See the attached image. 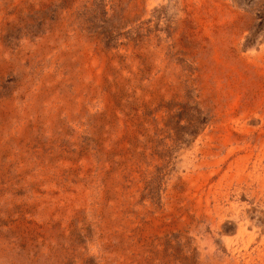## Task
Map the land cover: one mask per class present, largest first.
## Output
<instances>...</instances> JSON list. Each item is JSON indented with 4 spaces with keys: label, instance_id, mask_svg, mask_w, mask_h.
I'll return each mask as SVG.
<instances>
[{
    "label": "rangeland",
    "instance_id": "1",
    "mask_svg": "<svg viewBox=\"0 0 264 264\" xmlns=\"http://www.w3.org/2000/svg\"><path fill=\"white\" fill-rule=\"evenodd\" d=\"M0 264H264V0H0Z\"/></svg>",
    "mask_w": 264,
    "mask_h": 264
}]
</instances>
